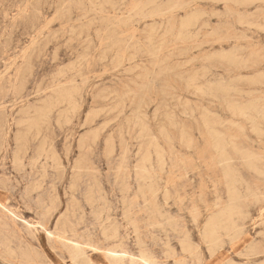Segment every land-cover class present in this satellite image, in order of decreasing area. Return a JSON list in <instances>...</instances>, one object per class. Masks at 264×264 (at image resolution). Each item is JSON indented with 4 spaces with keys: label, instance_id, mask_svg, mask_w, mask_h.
<instances>
[{
    "label": "rangeland",
    "instance_id": "rangeland-1",
    "mask_svg": "<svg viewBox=\"0 0 264 264\" xmlns=\"http://www.w3.org/2000/svg\"><path fill=\"white\" fill-rule=\"evenodd\" d=\"M0 3V113L9 139L0 150L4 203L29 220L39 218L37 203L58 205L51 209L54 227L66 212L70 191L84 190L73 171L85 160L80 152L87 151V191H103L124 221L122 171L127 168H119L122 159L147 156L157 165L162 156L164 169H156L162 177L157 200L163 218L155 219L149 204V211L134 212L154 240L158 259L163 264H264V189L256 191L264 184V0ZM232 105L247 114L236 113ZM39 124L54 129V153L46 146L42 158L41 136L31 135ZM20 133L29 145L17 157ZM214 138L229 142V149L236 144L253 152L251 161L257 164L253 170L249 159L230 161L257 193L242 199L249 204L238 225L222 223L218 245L205 231L219 217V207L228 204L216 170L221 164L210 165L217 157ZM173 159L186 172L187 186L179 189L180 197L166 199L163 187L175 175ZM215 178L224 198L217 205ZM128 181L133 198L140 188L132 177ZM78 202L86 203L82 196ZM4 215L0 208V220ZM8 221L21 230L19 220ZM134 233L130 224V236ZM9 238L14 234L0 230V264H25L20 256L6 254ZM43 250L55 255L46 242Z\"/></svg>",
    "mask_w": 264,
    "mask_h": 264
},
{
    "label": "bare ground",
    "instance_id": "bare-ground-1",
    "mask_svg": "<svg viewBox=\"0 0 264 264\" xmlns=\"http://www.w3.org/2000/svg\"><path fill=\"white\" fill-rule=\"evenodd\" d=\"M18 2L19 1H17V3ZM95 2L93 3L96 4ZM110 3L112 6V2ZM83 4H84V0H83ZM83 4H81L80 6H82ZM173 8L175 10V7ZM121 21H123V19ZM136 26L138 27V25ZM142 30L145 31V29H142ZM7 52H8V48H7ZM154 55L156 56V54ZM52 89L53 88H51V90ZM48 90L49 89H47L46 91ZM0 97H3V93L0 94ZM231 108H233V110L236 113H240L241 115L247 114L246 110L242 108L234 107V105H232ZM260 112L264 115V110H261ZM3 114L4 113H0V150L5 145H7L9 141L7 126L4 122ZM31 129L35 131L34 133H31L33 138L35 137L37 138L41 136V139H42L43 147L42 149H39L38 157L39 155L40 157L41 155H45L43 153L44 151L48 150L49 146H50L49 147L50 149L48 150V152L51 151L54 153V145H53L54 142L52 143L54 139V129H52L50 126L43 128L41 124L36 125ZM214 141H212L214 142L213 150L217 154V157L216 159L211 160L212 163L210 162V165L221 164V167H219L218 169L216 168L215 169L217 170V172H219V174L217 175L222 179V183L225 185V189H226L227 196H228V201H227L228 204L224 207H219L218 209V211H220L219 217L212 220L210 224L205 227V231H206V236L208 237L209 241L214 243L215 245H218L217 242L220 238V234L223 228L222 223H225L224 221L226 220V222L237 223L238 225V221H241L246 217L247 211H245L244 209L249 204V201H245L242 199L246 198L249 195H252V193L254 194L257 193V192H253L255 191L254 187L256 185H252L250 183L243 181L242 178L234 171V168H235L234 163L230 161L236 157L241 158V159H249L250 161L247 163V166L253 170L257 169V164H255L254 161H251L253 160L251 158L253 156V152L245 151L242 147L236 144L233 145L234 147L229 149L227 148L229 142H224L218 138H214ZM27 143H28V136L26 134L22 135L20 133L16 137L17 150L15 154L17 157L23 154L22 153L23 150H26L25 149L26 145L27 147L29 145ZM79 146L80 148H82L81 143L79 144ZM53 153H47L46 155L53 154ZM80 155L82 159H85V160H83L81 163L74 164L75 170L73 171V176L75 180L77 179L76 184L78 185L84 184L85 186L83 188L84 190L81 191L78 189H73L70 191L69 193L70 200L68 201V204H66L67 205L66 212L61 217H59V219H57V222H54L55 223L54 227L52 226L53 225V221H52L53 213H51V209L54 208V206H58V205L47 206L44 202L37 203L35 209H36V214L39 215V218L37 220H29L25 218L24 216L18 214L8 204L4 203L0 197V208H2L5 214L4 217L1 218L0 220V230L3 229L8 235L9 233L14 234V239L9 238V240L8 239L6 240L7 243H6L5 251H6V254L9 256V258H16L20 256L21 258L25 260V264H62L63 261L66 262L67 264H163L162 260H159L158 256L156 255V250L153 246L154 240L151 238L149 239L147 230H142L140 223H139L140 219L135 218L134 212L136 209L139 212H145V211L147 212L149 211V208H150L152 210L153 217L155 219L163 218L162 210L157 200L159 197L158 191L161 189V186H162L159 180L162 177L158 175L159 173L157 172L156 167L162 170L164 169V166H165L164 158L162 156L160 157L158 156L157 162H156L157 165H155V162H153V159L147 156L141 159H136V161L131 160L129 156H125L122 159L121 161L122 165H119V168L128 169L130 166H133L136 168V170H133V171H127V169L125 171H122L123 172L122 183L124 185H127V187L121 189V196L124 202V206H123L124 221H123V220H119L115 216V209L110 203L106 201L107 197L103 193V191L101 190L97 192L95 191V193H93L94 191L93 192L87 191V151H83V152L81 151ZM38 160L39 159L37 158V161ZM20 162H21V159H20ZM14 164L16 165L15 162ZM171 164L173 166V169L175 170L174 171L175 175L172 177H169V179H167L166 181V185L163 187L166 199L170 197H174V198L180 197L181 192L179 189L182 186H184V189H185V187L187 186V179H185L184 177L186 176V172H182L181 168H179L180 166L177 164V162L174 161V159L171 162ZM131 177L136 181L138 188H140L139 191H137L136 193H133L134 194L133 198L130 197V195L132 194L130 192L131 186H129L131 185V182L128 181V179ZM217 178L213 180L214 186L216 188V199H215L216 205L218 203L224 202V198H222L219 194L220 190L217 185L219 181L217 180ZM261 186L263 187L257 188L256 191H260L261 189H264V184H262ZM77 191H79V194H77ZM79 196H82L85 199L86 201L85 204L78 202ZM141 198H142V201L144 200L145 202L144 204H146L143 208L142 207L139 208L141 204V201H140ZM87 200H88L90 212H88V209H87ZM147 204L150 205L148 209H146ZM9 218H15L19 220L18 226L21 229L20 231H17V229L11 227L10 222L8 221ZM130 224L133 226V229L135 232L134 234H136L134 237L133 236L131 237L129 234ZM173 226L177 227L176 224ZM236 227H240V226H236ZM165 229L166 228H164V230ZM44 242H46L48 246L52 249V251L55 253L54 256H50L47 253H44V250H43ZM178 264H187V263L183 261H179Z\"/></svg>",
    "mask_w": 264,
    "mask_h": 264
}]
</instances>
